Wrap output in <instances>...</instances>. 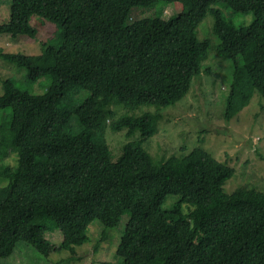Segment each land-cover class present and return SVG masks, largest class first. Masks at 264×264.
<instances>
[{
  "label": "trees",
  "instance_id": "obj_1",
  "mask_svg": "<svg viewBox=\"0 0 264 264\" xmlns=\"http://www.w3.org/2000/svg\"><path fill=\"white\" fill-rule=\"evenodd\" d=\"M173 2L176 11L162 18ZM218 3L253 18L238 25ZM150 5L156 15L128 20L131 8ZM207 14L217 54L234 62L229 120L254 89L264 98V0H11L0 34L35 38L32 17L55 31L37 54L0 49L3 61L25 69L0 80L1 258L19 242L45 256L73 252L92 221L114 226L129 212L116 248L121 264H264L263 190L226 192L234 168L201 146L160 160L143 147L161 108L183 98L200 73L209 41L196 29ZM107 127L139 130L115 161ZM169 195L176 200L167 205ZM53 230L58 244L46 237Z\"/></svg>",
  "mask_w": 264,
  "mask_h": 264
},
{
  "label": "rangeland",
  "instance_id": "obj_2",
  "mask_svg": "<svg viewBox=\"0 0 264 264\" xmlns=\"http://www.w3.org/2000/svg\"><path fill=\"white\" fill-rule=\"evenodd\" d=\"M10 4L11 0H0V23L8 20ZM177 5L176 2L169 3L161 17L168 18L176 11ZM216 6L221 7L224 15L230 16L238 25L248 24L253 18L251 11H232L221 3ZM157 10V5L133 7L128 20L154 16ZM213 22V15L207 14L196 29L198 39L209 41L206 57L201 61L200 73L192 78L190 88L183 98L161 108L162 118L158 121L157 132L144 142L143 147L153 160H160L179 153L182 146H186L187 151L201 146L217 160L234 168L232 176L223 185L226 192L241 186H255L264 191V160L260 156L264 155V98L254 89L249 103L229 120L225 119L223 112L230 93L234 62L221 59L217 54L218 40L213 31ZM31 23L37 29L35 38L26 35L10 37L3 33L0 34V49L27 54L40 52L41 41L53 35L55 25L46 20L39 22L36 17L31 18ZM205 68H209V72ZM24 71V68L11 65L0 58V80L7 76L20 77ZM31 88L34 92H42L38 82ZM1 92L0 86V94ZM153 108L155 107H144L143 110L152 111ZM112 109L123 111L116 106ZM125 132L126 129L116 131L106 128L105 137L112 161L120 156L127 141L139 136L138 129L130 136ZM15 160L10 162L5 159L3 163L13 164ZM167 200L169 205L176 197L169 195ZM182 210H188L186 204H183ZM128 218L129 212H125L114 226H105L98 220L92 221L88 227V241L76 246L73 252L56 248L45 256L31 245L19 242L9 257H0V264H121L122 258L116 253V248ZM45 234L54 244H58L62 237L59 230L46 231Z\"/></svg>",
  "mask_w": 264,
  "mask_h": 264
}]
</instances>
